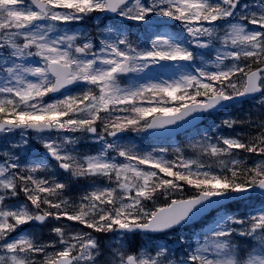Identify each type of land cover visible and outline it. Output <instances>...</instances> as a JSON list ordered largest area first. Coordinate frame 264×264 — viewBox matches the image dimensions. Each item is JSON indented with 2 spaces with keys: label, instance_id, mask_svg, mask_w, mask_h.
<instances>
[{
  "label": "snow or ice",
  "instance_id": "1",
  "mask_svg": "<svg viewBox=\"0 0 264 264\" xmlns=\"http://www.w3.org/2000/svg\"><path fill=\"white\" fill-rule=\"evenodd\" d=\"M0 264H264V0H0Z\"/></svg>",
  "mask_w": 264,
  "mask_h": 264
},
{
  "label": "rangeland",
  "instance_id": "2",
  "mask_svg": "<svg viewBox=\"0 0 264 264\" xmlns=\"http://www.w3.org/2000/svg\"><path fill=\"white\" fill-rule=\"evenodd\" d=\"M246 107H247V106H246ZM128 136H129V138L132 139V141L136 142V144H137L139 147H142V148H145V149L149 148V146H150L151 144L155 143V141L151 140V142H149V144H146L145 141H144V139H142V138L139 137V136H135L134 134H128ZM17 139H18V137H17ZM184 141H185V140H184ZM144 144H146L145 147H144ZM91 150H94V147H93V149H91ZM45 230L48 231L47 229H45Z\"/></svg>",
  "mask_w": 264,
  "mask_h": 264
},
{
  "label": "trees",
  "instance_id": "3",
  "mask_svg": "<svg viewBox=\"0 0 264 264\" xmlns=\"http://www.w3.org/2000/svg\"><path fill=\"white\" fill-rule=\"evenodd\" d=\"M238 111H239V110H237V109L230 110L227 114H229V115H234V114H236ZM184 142H185V141L181 140L180 143L183 144ZM43 236H44L45 239L48 238V234H47L45 231L43 232Z\"/></svg>",
  "mask_w": 264,
  "mask_h": 264
}]
</instances>
